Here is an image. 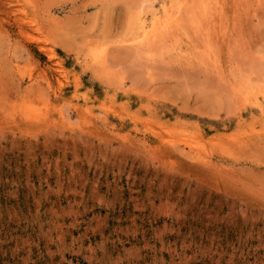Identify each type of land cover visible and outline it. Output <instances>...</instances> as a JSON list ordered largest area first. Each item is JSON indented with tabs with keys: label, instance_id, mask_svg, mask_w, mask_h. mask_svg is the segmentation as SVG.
<instances>
[{
	"label": "rangeland",
	"instance_id": "374dc122",
	"mask_svg": "<svg viewBox=\"0 0 264 264\" xmlns=\"http://www.w3.org/2000/svg\"><path fill=\"white\" fill-rule=\"evenodd\" d=\"M0 264H264V0H0Z\"/></svg>",
	"mask_w": 264,
	"mask_h": 264
},
{
	"label": "bare ground",
	"instance_id": "6f19581e",
	"mask_svg": "<svg viewBox=\"0 0 264 264\" xmlns=\"http://www.w3.org/2000/svg\"><path fill=\"white\" fill-rule=\"evenodd\" d=\"M22 11V10H21ZM23 12V11H22Z\"/></svg>",
	"mask_w": 264,
	"mask_h": 264
}]
</instances>
